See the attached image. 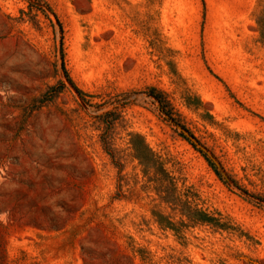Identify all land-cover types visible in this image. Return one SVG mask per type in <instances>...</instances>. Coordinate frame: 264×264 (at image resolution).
<instances>
[{
	"label": "rangeland",
	"instance_id": "1",
	"mask_svg": "<svg viewBox=\"0 0 264 264\" xmlns=\"http://www.w3.org/2000/svg\"><path fill=\"white\" fill-rule=\"evenodd\" d=\"M0 264H264V0H0Z\"/></svg>",
	"mask_w": 264,
	"mask_h": 264
},
{
	"label": "water",
	"instance_id": "2",
	"mask_svg": "<svg viewBox=\"0 0 264 264\" xmlns=\"http://www.w3.org/2000/svg\"><path fill=\"white\" fill-rule=\"evenodd\" d=\"M177 128L198 148L202 151L206 152L205 149L199 144V142L184 128L177 126ZM211 158V157H210Z\"/></svg>",
	"mask_w": 264,
	"mask_h": 264
}]
</instances>
